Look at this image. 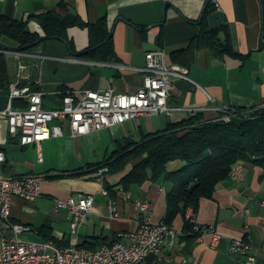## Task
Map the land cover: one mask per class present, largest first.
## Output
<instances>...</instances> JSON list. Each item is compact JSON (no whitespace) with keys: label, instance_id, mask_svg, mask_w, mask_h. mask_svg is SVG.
<instances>
[{"label":"crops","instance_id":"crops-1","mask_svg":"<svg viewBox=\"0 0 264 264\" xmlns=\"http://www.w3.org/2000/svg\"><path fill=\"white\" fill-rule=\"evenodd\" d=\"M217 10L226 19L216 28L219 43L213 45L201 34L206 28L215 30L209 16ZM51 13L68 23L65 37H48L26 49L4 37L0 47L9 83L19 80L42 91L46 108L61 105L62 91H138L145 77L139 68L145 66L150 50L163 49L168 65L189 71L188 79L173 80L171 114H145L79 137L71 135L67 121L54 120L51 125H60L63 135L43 142V161L38 160L35 145H21L11 136L8 120L1 114L9 104V83L0 82V149L6 154L1 169L11 175L45 174L41 197L13 199V220L30 225L29 236L38 242L51 238L61 246L100 247L118 239L121 231L137 229L140 201L151 203L154 222H164L173 184L163 176L125 190L120 181L138 160L104 178L98 177L97 167L114 160L131 142L189 119L190 108L198 109L203 121H211L226 106L247 108L264 102V0H0V14L27 21L28 29L42 36L40 17ZM102 21L111 34L96 43L91 29ZM185 164L171 161L167 171ZM108 187L117 200L116 216L110 212L109 197L102 193ZM77 193L94 194L96 203L74 234L69 212L57 210L54 199ZM190 216L200 225L214 224L222 235L219 245H212L209 233L189 241L180 214L163 254L149 257L144 264H256L249 259L252 254L263 262L264 164L235 163L213 197L201 199L197 214L188 210ZM237 239L251 243L249 255L230 250Z\"/></svg>","mask_w":264,"mask_h":264},{"label":"built area","instance_id":"built-area-1","mask_svg":"<svg viewBox=\"0 0 264 264\" xmlns=\"http://www.w3.org/2000/svg\"><path fill=\"white\" fill-rule=\"evenodd\" d=\"M139 70L145 73V77L143 86L136 92L119 93L113 89L62 91L61 105L52 109L44 107L42 91L33 89L29 83L13 81L8 84V107L1 114L8 120L11 136L18 138L21 145H35L38 160L43 161V142L63 135L60 125H51L54 120L67 121L71 135L79 137L141 115L171 114L174 110L170 105L173 80L188 79V69L168 65L166 52L154 49L147 52L146 64ZM190 112L194 116L198 109L190 108ZM263 115L264 102L247 108L226 106L217 120L245 122ZM5 161L6 154L0 149V264H144L151 256L160 257L167 240L174 234L173 227L165 222L153 221L152 205L144 200L138 203L140 218L137 229L121 231L118 239L96 249L83 245L61 246L54 239L42 242L25 239L22 234L33 229L28 224L13 220V199L19 197L34 201L41 197L45 174H7L1 169ZM108 172L109 168L102 166L97 170V175L104 178ZM102 193L109 197L111 214L118 215L117 200L110 196L107 188ZM95 203L96 196L86 193L54 199L57 210L66 209L69 212L74 234L79 232ZM196 228L202 231L199 239L209 233L212 245H219L222 235L214 224L197 223ZM252 247L250 242L237 239L230 250L247 255ZM262 248L264 250V236ZM249 259L256 264H264L253 254L249 255Z\"/></svg>","mask_w":264,"mask_h":264},{"label":"trees","instance_id":"trees-1","mask_svg":"<svg viewBox=\"0 0 264 264\" xmlns=\"http://www.w3.org/2000/svg\"><path fill=\"white\" fill-rule=\"evenodd\" d=\"M40 24L44 36L30 31L27 21L10 19L0 14V47L4 37L17 42L19 49H26L48 37L66 36L68 23L55 14L41 16ZM217 32L218 29L206 28L201 36L216 45L219 43ZM91 33L97 37L96 43H103L111 34L105 21L93 27ZM0 82L9 83L3 55H0ZM137 160L122 177L120 184L129 190L133 184L140 185L148 180L157 181L166 177L173 184V189L168 194L164 222L173 227L175 218L182 214L185 217L183 234L193 241L202 231L196 228L197 222L192 216L187 217L188 210L192 208L197 214L201 199L213 197L217 185L230 176L238 161L264 164V115L245 122H223L203 121L200 114H196L146 136L141 142H131L126 151L102 166H107L109 172L114 174L125 171ZM174 160H183L186 164L179 170L168 172L167 164ZM102 166L97 167V170ZM107 189L111 192L112 188ZM83 246L98 248L88 243Z\"/></svg>","mask_w":264,"mask_h":264},{"label":"water","instance_id":"water-1","mask_svg":"<svg viewBox=\"0 0 264 264\" xmlns=\"http://www.w3.org/2000/svg\"><path fill=\"white\" fill-rule=\"evenodd\" d=\"M225 19H226V17H225V14L223 11L217 10V11L213 12L209 16L210 27L212 29H216L225 21ZM193 187H195V186H193Z\"/></svg>","mask_w":264,"mask_h":264},{"label":"rangeland","instance_id":"rangeland-1","mask_svg":"<svg viewBox=\"0 0 264 264\" xmlns=\"http://www.w3.org/2000/svg\"><path fill=\"white\" fill-rule=\"evenodd\" d=\"M29 235H30V232H25L22 234V237H24L25 239L36 241L34 237H31Z\"/></svg>","mask_w":264,"mask_h":264},{"label":"bare ground","instance_id":"bare-ground-1","mask_svg":"<svg viewBox=\"0 0 264 264\" xmlns=\"http://www.w3.org/2000/svg\"><path fill=\"white\" fill-rule=\"evenodd\" d=\"M49 239H51V238H49Z\"/></svg>","mask_w":264,"mask_h":264}]
</instances>
